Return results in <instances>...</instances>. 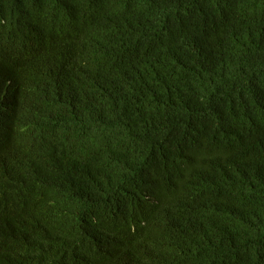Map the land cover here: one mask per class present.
<instances>
[{
	"label": "trees",
	"instance_id": "1",
	"mask_svg": "<svg viewBox=\"0 0 264 264\" xmlns=\"http://www.w3.org/2000/svg\"><path fill=\"white\" fill-rule=\"evenodd\" d=\"M0 264H264V0H0Z\"/></svg>",
	"mask_w": 264,
	"mask_h": 264
}]
</instances>
